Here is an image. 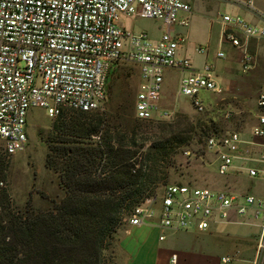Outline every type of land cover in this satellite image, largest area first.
I'll list each match as a JSON object with an SVG mask.
<instances>
[{
    "label": "built area",
    "instance_id": "1",
    "mask_svg": "<svg viewBox=\"0 0 264 264\" xmlns=\"http://www.w3.org/2000/svg\"><path fill=\"white\" fill-rule=\"evenodd\" d=\"M244 5L253 8L251 0ZM190 9L188 0H0V151L12 155L24 149L27 111L32 107L43 108L49 117L62 108H99L106 96L108 71L117 62L130 63L137 71V119L172 117L173 111L162 106L163 72L168 69L180 72L178 93L188 97L195 110H203L204 93L222 89L212 65L203 62L196 68L180 54L179 45L186 36L174 33L173 27L188 25ZM137 16L161 21L166 30L151 39L145 32L133 33L118 25L119 17ZM220 20L224 26L221 40L240 51L239 71L246 73L253 62L247 40L264 38V26L252 25L237 15L223 14ZM205 51L202 46L195 48L198 54ZM255 106L248 137L231 130L205 139L217 161L218 175L237 171L249 178H264V87ZM156 197L151 195L137 204L127 222L140 225L156 219L162 228L204 231L227 220L231 212L253 221L260 212L253 264H262V199L250 192L236 194L189 183L166 184L160 198ZM175 260L173 255L169 264Z\"/></svg>",
    "mask_w": 264,
    "mask_h": 264
},
{
    "label": "trees",
    "instance_id": "2",
    "mask_svg": "<svg viewBox=\"0 0 264 264\" xmlns=\"http://www.w3.org/2000/svg\"><path fill=\"white\" fill-rule=\"evenodd\" d=\"M134 94L110 112L62 108L50 117V133L37 131L47 144L45 166L64 195L44 210L29 199L18 209L0 187V264H113L115 234L131 210L167 183L175 156L196 130L204 144L210 135L178 114L171 123L137 119ZM143 123H156L160 131L148 143L138 138ZM4 155L0 151V179Z\"/></svg>",
    "mask_w": 264,
    "mask_h": 264
},
{
    "label": "rangeland",
    "instance_id": "3",
    "mask_svg": "<svg viewBox=\"0 0 264 264\" xmlns=\"http://www.w3.org/2000/svg\"><path fill=\"white\" fill-rule=\"evenodd\" d=\"M248 0H188L190 13L188 25L182 27L174 25V33L185 35L187 38L179 45V51L190 59L196 68L201 67L205 61L212 65L213 70L226 65L233 69L232 76L237 78L236 83L220 93H207L203 110L197 111L190 103V99L178 93V79L180 72L168 69L163 72V92L165 96L162 106L173 111L172 117L163 120L171 123L175 115L185 116L190 122H196L201 128L208 129L211 134L235 130L248 137L250 127L256 114L255 100L258 92L264 87V38L249 42L248 51L252 55V66L246 73L239 71L236 57V48L229 42L221 41L220 15H237L247 19L250 9L244 3ZM253 3V0L251 1ZM253 3V9L257 10ZM247 21V20H246ZM118 25L133 33L145 32L151 39H156L162 31L166 30L163 22L153 18L137 16L135 18L119 17ZM261 24V22H260ZM258 23V25H260ZM259 27V26H257ZM202 46L206 50L203 54L195 52V48ZM222 52V56H217ZM112 68L110 77V96L108 98L107 86L105 100L100 104L98 111H112L115 102L123 101L131 92L135 93L137 86V71L130 63L117 62ZM218 80V79H217ZM251 80H254L250 84ZM251 86H250V85ZM117 96V98H116ZM119 103V102H118ZM51 118L41 107H32L27 111L25 133L27 141L22 151L12 155H4V177L0 179L1 188L5 189L11 203L22 208L29 199L35 208L47 209L52 202H58L64 195L63 189L58 184L57 175L46 168L44 159L47 144L40 138L37 131L43 134L50 133ZM138 129L141 133L138 138H151L160 133L156 123H143ZM215 131V132H214ZM147 144H144L143 149ZM217 161L212 151L208 150L201 138V133L196 130L194 138L184 151L175 156L174 167L169 170L167 183H189L196 186L225 189L236 194L250 192L262 199L264 207V178H249L244 172L233 171L228 175H218L216 172ZM166 184L158 185L157 199ZM262 214L259 212L257 223L260 224ZM127 221L119 226H123ZM115 234H118V230ZM258 233L260 227H254ZM109 253L113 264L115 263V247Z\"/></svg>",
    "mask_w": 264,
    "mask_h": 264
},
{
    "label": "crops",
    "instance_id": "4",
    "mask_svg": "<svg viewBox=\"0 0 264 264\" xmlns=\"http://www.w3.org/2000/svg\"><path fill=\"white\" fill-rule=\"evenodd\" d=\"M253 3L257 5V10L246 6L250 9L246 20L252 25L262 27L264 0H253ZM223 29L224 26L221 30ZM252 40L255 39L247 40V44ZM236 50L235 58L239 65L240 51ZM180 54L186 56L184 53ZM232 72L233 69L228 65L216 71L214 69L215 81L222 90L231 87L232 82L236 83L237 78L232 76ZM253 82L251 80L250 84ZM207 93L209 92L204 93L205 98ZM255 226H259L257 221L248 216H237L234 212L230 213L227 220L213 223L204 231L194 227L162 228L156 219L140 225L126 222L116 235L114 264H169L173 255L176 257L175 264H253L259 233L254 232ZM160 235L164 236L162 240L158 238ZM224 257H228L229 262H224Z\"/></svg>",
    "mask_w": 264,
    "mask_h": 264
}]
</instances>
